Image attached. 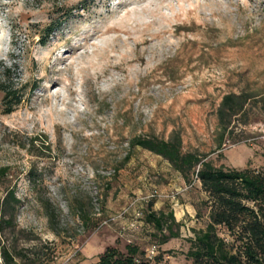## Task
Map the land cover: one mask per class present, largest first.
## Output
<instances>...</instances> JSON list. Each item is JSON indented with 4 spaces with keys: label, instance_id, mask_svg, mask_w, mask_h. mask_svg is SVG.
Instances as JSON below:
<instances>
[{
    "label": "rangeland",
    "instance_id": "rangeland-1",
    "mask_svg": "<svg viewBox=\"0 0 264 264\" xmlns=\"http://www.w3.org/2000/svg\"><path fill=\"white\" fill-rule=\"evenodd\" d=\"M0 88L19 99L8 113L0 91V204L11 190L19 200L14 227L0 208V246L49 264H96L128 245L196 264L211 197L130 142L178 133L217 168L264 170V0H0ZM228 94L249 102L222 141ZM149 213L177 225L158 232Z\"/></svg>",
    "mask_w": 264,
    "mask_h": 264
},
{
    "label": "trees",
    "instance_id": "trees-1",
    "mask_svg": "<svg viewBox=\"0 0 264 264\" xmlns=\"http://www.w3.org/2000/svg\"><path fill=\"white\" fill-rule=\"evenodd\" d=\"M52 32L53 29L49 30V34ZM0 91L4 92L5 100L10 104L8 113H12L13 107L19 103L17 94L8 88H0ZM248 102L249 97L244 94L224 96L218 109L222 141L229 134L233 118L245 115ZM130 146L161 157L187 182L195 177L211 197V222L205 231L195 232L197 236L192 240L189 258L196 264H264V170L255 172L249 169L217 168L205 161L203 156L184 152L178 133H173L168 140L155 137L134 138ZM5 171L6 169L0 170V176ZM18 203L19 200L11 190L0 204L1 220L4 222L8 217L7 227L15 226L14 216ZM146 220L158 232L163 231L168 221L177 225L172 213L167 216L164 213H149ZM217 227L225 228L235 237V242L240 243L236 252L228 249L226 242L218 237ZM0 255L4 264H49V260L45 258L47 254L42 250L36 252L32 260H25L16 248L0 246ZM96 264H159V261H147L137 246L128 245L125 253L116 248L106 249Z\"/></svg>",
    "mask_w": 264,
    "mask_h": 264
}]
</instances>
